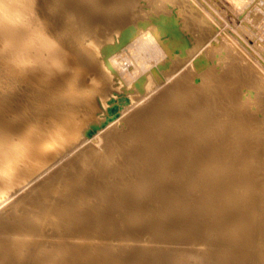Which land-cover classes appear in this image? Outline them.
<instances>
[{
  "label": "bare ground",
  "instance_id": "bare-ground-1",
  "mask_svg": "<svg viewBox=\"0 0 264 264\" xmlns=\"http://www.w3.org/2000/svg\"><path fill=\"white\" fill-rule=\"evenodd\" d=\"M234 1L254 47L202 0H0V264H264V0Z\"/></svg>",
  "mask_w": 264,
  "mask_h": 264
},
{
  "label": "rangeland",
  "instance_id": "rangeland-1",
  "mask_svg": "<svg viewBox=\"0 0 264 264\" xmlns=\"http://www.w3.org/2000/svg\"><path fill=\"white\" fill-rule=\"evenodd\" d=\"M203 2H204V5H206V6H208V7H206L208 10H212L211 12H213L214 14V16L216 15L217 17H219V18H217L216 16V18L218 19V22H220L219 23V26H217L218 25V22H217V20H215L214 21V25L216 24V26L218 27H216L217 29H224L230 36L231 35H233V37H237V38H239L238 36H237V34H238V32H236L237 31V29L238 28H240L241 26L240 25H242V24H240L241 23V18L243 17V12L244 11H247V10H249L248 8H247V10H246V8H244L243 9V12L241 11L240 12V9H239V5H237V3L235 2V3H233V0H202ZM257 5H252V7H256ZM211 9H210V8ZM251 7V15H253V17H255L256 18V20H255V18L253 19V21H255V22H253V23H256L257 22V20L259 21V23L258 24H262L263 22H264V19L262 20V19H260V15H259V13H258V11H257V9L255 8L254 9V11H253V8ZM213 9H214V11H213ZM217 9V10H216ZM233 9H234V11H233ZM216 10V11H215ZM223 10V11H222ZM250 11V10H249ZM257 11V12H256ZM240 13V14H239ZM245 14H246V12H244ZM223 14V15H222ZM257 14V15H256ZM232 18V19H231ZM223 19V20H222ZM228 19V20H227ZM262 20V21H261ZM239 23V24H238ZM235 24V25H234ZM224 25V26H223ZM237 25V26H236ZM228 26V27H227ZM221 27V28H220ZM231 28H233V29H231ZM264 28V27H263ZM228 29V30H227ZM236 30V31H235ZM238 30H240L241 31V29H238ZM235 31V32H234ZM237 33V34H236ZM241 33L243 34H241V36H242V38H243V36H244V38H245V41H240L241 43H243V44H245V45H247V47H250V45L251 46H255L256 45V43H257V40H255L256 42H252L253 41V39H255V38H253L249 33H247V31H244L243 29H242V31H241ZM235 34V35H234ZM249 35V36H248ZM252 37V38H251ZM212 38H215L214 36H212ZM241 38V39H242ZM247 38V39H246ZM247 41V42H246ZM240 43V44H241ZM248 44H250V45H248ZM253 47H251V48H253ZM250 48V51H251V54L254 56V57H257V55L254 53L255 52V50H253V49H251ZM124 49V48H123ZM126 49H124V51H125ZM126 52V51H125ZM238 52V51H237ZM236 52V53H237ZM124 53V52H123ZM127 54H128V52H126ZM239 53V52H238ZM125 54V53H124ZM123 54V55H124ZM126 54V55H127ZM125 55V57L127 58V56ZM132 55V53L131 54H129L128 55V57L129 56H131ZM135 55L133 54V57H134ZM132 57V56H131ZM124 63H126V60H125V62ZM133 76H130L129 77V79H131Z\"/></svg>",
  "mask_w": 264,
  "mask_h": 264
}]
</instances>
